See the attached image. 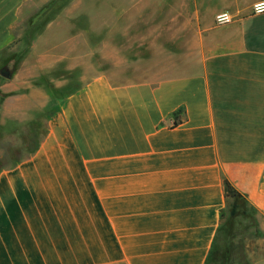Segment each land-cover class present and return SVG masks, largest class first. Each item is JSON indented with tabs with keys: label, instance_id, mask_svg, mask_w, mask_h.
I'll return each mask as SVG.
<instances>
[{
	"label": "crops",
	"instance_id": "1",
	"mask_svg": "<svg viewBox=\"0 0 264 264\" xmlns=\"http://www.w3.org/2000/svg\"><path fill=\"white\" fill-rule=\"evenodd\" d=\"M30 1L0 0V52ZM186 1L190 59L142 81L93 77L0 170V264H206L224 179L264 245V0Z\"/></svg>",
	"mask_w": 264,
	"mask_h": 264
},
{
	"label": "rangeland",
	"instance_id": "2",
	"mask_svg": "<svg viewBox=\"0 0 264 264\" xmlns=\"http://www.w3.org/2000/svg\"><path fill=\"white\" fill-rule=\"evenodd\" d=\"M177 1H30L0 52V69L12 70L10 78L0 74V170L28 157L51 109L93 77L142 81L190 59L191 48L177 44L190 37L182 24L191 5ZM232 203L222 213L206 264H264L253 212L239 199L233 215Z\"/></svg>",
	"mask_w": 264,
	"mask_h": 264
},
{
	"label": "trees",
	"instance_id": "3",
	"mask_svg": "<svg viewBox=\"0 0 264 264\" xmlns=\"http://www.w3.org/2000/svg\"><path fill=\"white\" fill-rule=\"evenodd\" d=\"M179 112H181V110L179 111ZM179 119H178V117L175 115V117H174V122H173V124H172V126L173 127H175L178 123H179ZM45 134V133H44ZM42 139V138H41ZM40 142V141H39ZM39 142L36 144V146H35V148L33 149V151H32V153L38 148V145H39ZM31 153V154H32ZM30 154V155H31ZM19 161H21V160H19ZM19 161H17L15 164H17ZM14 164V165H15ZM11 167V166H10ZM6 168H8V167H6ZM223 184H224V188H225V193H226V195L227 196H229L231 199H232V206H233V208H232V214L233 215H235V208H236V205H237V201L239 200V199H243V196L226 180V179H224V181H223ZM216 237V236H215Z\"/></svg>",
	"mask_w": 264,
	"mask_h": 264
},
{
	"label": "built area",
	"instance_id": "4",
	"mask_svg": "<svg viewBox=\"0 0 264 264\" xmlns=\"http://www.w3.org/2000/svg\"><path fill=\"white\" fill-rule=\"evenodd\" d=\"M254 12L264 11V2H259L253 6ZM232 19V16L228 13H219L215 16V21L219 24L228 22Z\"/></svg>",
	"mask_w": 264,
	"mask_h": 264
},
{
	"label": "water",
	"instance_id": "5",
	"mask_svg": "<svg viewBox=\"0 0 264 264\" xmlns=\"http://www.w3.org/2000/svg\"><path fill=\"white\" fill-rule=\"evenodd\" d=\"M0 74L7 78H10L12 75V70L8 69L7 66H4L0 69Z\"/></svg>",
	"mask_w": 264,
	"mask_h": 264
}]
</instances>
